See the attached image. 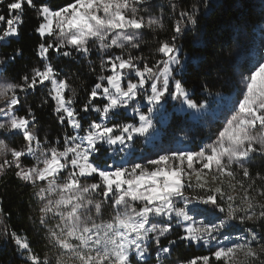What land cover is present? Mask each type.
<instances>
[{
	"label": "snow or ice",
	"instance_id": "obj_1",
	"mask_svg": "<svg viewBox=\"0 0 264 264\" xmlns=\"http://www.w3.org/2000/svg\"><path fill=\"white\" fill-rule=\"evenodd\" d=\"M160 7L156 0H65L55 8L0 0V46L19 37L26 8L41 39L40 63L19 77L7 73L22 49L0 55V177L12 172L31 188L42 241L11 228L0 202V239L15 245L22 264H173L179 247L207 254L175 264H264V56L241 76L214 138L198 150L130 158L150 142L169 100L201 115L208 108L185 86L180 41L198 30L209 4L166 0L171 35L147 57L144 31L166 28ZM93 52L96 82L77 104L68 73L52 60H86L95 70ZM41 88L63 129L54 141L41 135L27 104ZM203 90L212 94L208 84Z\"/></svg>",
	"mask_w": 264,
	"mask_h": 264
},
{
	"label": "trees",
	"instance_id": "obj_2",
	"mask_svg": "<svg viewBox=\"0 0 264 264\" xmlns=\"http://www.w3.org/2000/svg\"><path fill=\"white\" fill-rule=\"evenodd\" d=\"M47 2L55 8L64 4L65 0ZM185 2L190 3L193 0ZM156 3L161 6L156 11L163 15L167 22L163 32L144 31L143 40L146 47L150 46L152 51L158 46L159 40L167 39L171 35V19L168 18L170 10L166 7V0H156ZM207 3L209 7L201 8L198 30L189 31L187 37L180 41L181 55L186 65V70L181 74L183 81L191 98L201 103L208 102L213 95L230 99L239 95L241 76L246 75L248 68L252 66L251 41L256 27L264 23V0H207ZM0 11L6 14V9ZM37 24L34 10L26 8L19 37L14 38L10 46H0V55H10L17 48L23 52L14 64L9 65V78L19 77L40 63L37 46L41 39L35 31ZM91 60L96 66L95 70L86 60L63 57L52 60L55 66L68 73L73 87L78 92L77 104L83 101L85 89H90L96 82L99 60L95 52ZM81 84L84 88L79 87ZM205 84L211 88V95L203 90ZM46 91L41 88L36 94L29 95L27 104L35 111L41 135L54 141L62 134L63 129L57 123L52 102L43 103ZM161 130L170 138L189 134L201 142L207 137L205 125L188 120L185 113L171 114ZM0 202L9 213L8 223L11 228L22 235L27 234L31 243L42 245L38 226L33 223L35 213L32 190L16 179L12 172L0 177ZM3 223L4 217L0 216V225ZM36 251L40 252L42 248L38 247ZM201 254H207V249L179 247L175 249L172 261L175 264L177 260H187ZM0 264H22L15 245L4 239H0Z\"/></svg>",
	"mask_w": 264,
	"mask_h": 264
},
{
	"label": "rangeland",
	"instance_id": "obj_3",
	"mask_svg": "<svg viewBox=\"0 0 264 264\" xmlns=\"http://www.w3.org/2000/svg\"><path fill=\"white\" fill-rule=\"evenodd\" d=\"M251 48V65H253L264 56V23L256 27L254 38L251 41ZM142 52L147 57H151L154 53L150 46L146 47V42L142 44ZM149 62L151 63L152 61L150 60ZM237 98L238 96L230 99L221 95H213L208 102H202L208 105L207 111L202 115L188 110L186 105L181 107L178 101L169 100L168 104L165 106V110L157 117V131L153 134V137L149 138L150 142H142L138 145L135 155L133 156L136 158H130L140 161L145 155H153L161 149L198 150L199 147H202L208 142L209 137L214 138L213 134L223 124ZM178 113H185L188 116V120L205 125L207 137L203 141L198 142L197 138H192L189 134L175 135L174 138H170L168 135L164 134L161 129L165 126L169 116ZM214 121L216 123H214ZM198 219H203V217H198ZM237 235L238 233L236 232L232 233L233 238Z\"/></svg>",
	"mask_w": 264,
	"mask_h": 264
}]
</instances>
